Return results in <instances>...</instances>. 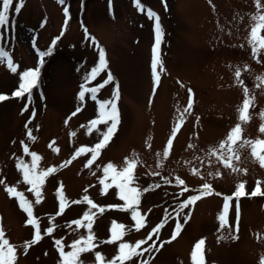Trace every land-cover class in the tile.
Returning <instances> with one entry per match:
<instances>
[{"label":"rangeland","instance_id":"obj_1","mask_svg":"<svg viewBox=\"0 0 264 264\" xmlns=\"http://www.w3.org/2000/svg\"><path fill=\"white\" fill-rule=\"evenodd\" d=\"M64 1L69 5L67 24L65 6L56 0H24V6L15 15L18 0H13L9 23L0 27V48L9 53L17 66V72L13 73L6 63H0V94L9 97L0 101V179L5 181L0 184V227L15 246V264H59L54 241L61 240L67 252L74 240L87 236L86 229L71 224L89 208L86 202L71 203L84 195L105 207V211L97 213L94 219L93 243L97 247L81 254L83 264H95V252L103 255L105 264L117 255L120 241L102 243L110 238L113 221L130 229L123 242L135 244L146 239L166 215L167 221L158 237L153 235L141 248L153 241L159 248L161 242L169 241L178 220L182 228L176 238L164 243L158 252L154 248L125 264H139L141 260H147L148 264H192L190 254L201 239L205 241V264H260L264 258V197L240 199L238 232L235 200L226 215L228 226L220 228L218 215L224 197L231 196L238 183L244 182L246 192L250 193L259 180L264 191V168L252 158L250 146L237 148L240 160L233 161L234 166L247 172H233L208 153L218 149L230 129L239 123L238 110L245 87L254 97L255 106L249 110L251 119L241 124L242 135L246 139L264 140V133L259 131L264 123L260 115L264 112V87H257L260 83L257 77L264 78V51L253 58L247 43L255 23L252 17L264 14V0H259L260 8L257 0H139L143 11L134 6L133 0H111V7L109 0ZM147 9L159 16L162 30L159 55L164 71L160 72L158 67L159 82L155 85L151 71L155 20L148 17ZM85 30L95 44L86 38ZM259 34L264 36V30ZM49 48L51 54L41 63L39 53ZM99 48L105 51L107 67L86 86L98 87L108 73L114 79L99 88L96 100L86 93L81 101L78 97L81 85L98 64ZM38 66V86L32 90L31 100L27 96L12 97L20 83L19 74ZM237 69L243 84L235 76ZM117 85L118 129L93 165L86 168L92 156L87 149L100 139L95 131L88 134V124L98 118V102L109 100ZM189 89L192 107L189 113H184ZM77 108L81 111L71 116ZM98 127L101 131L105 129L103 124ZM174 127L175 139L165 159L163 152ZM29 129L35 140L28 138ZM22 141L30 153L40 157L38 171L56 169L41 186L42 199L38 204L16 166L18 159L31 165L32 158L25 154ZM82 146L86 151L72 159ZM126 157L138 161L133 186L141 189L138 210L145 218V226L138 232L130 211L106 207L124 204L118 197V189L112 186L102 195L103 185L99 183L105 165L111 162L120 170L125 167ZM69 160L71 163L65 164ZM177 177L184 185L176 183ZM106 182L112 183L111 174ZM205 183L211 185L212 194L184 208L177 216L178 205L198 195ZM157 184L160 186L155 187ZM5 185L14 186L32 203L33 217L43 238L27 251L25 242L32 240L36 229L26 224V213L17 198L8 195ZM61 185L67 205L63 214L58 215L57 190ZM184 187L188 191L180 194ZM145 188L149 191L144 192ZM49 227L54 229L51 235L46 234ZM230 234L238 239H219Z\"/></svg>","mask_w":264,"mask_h":264},{"label":"snow or ice","instance_id":"obj_2","mask_svg":"<svg viewBox=\"0 0 264 264\" xmlns=\"http://www.w3.org/2000/svg\"><path fill=\"white\" fill-rule=\"evenodd\" d=\"M59 3L63 4L64 0H58ZM134 6L137 7L138 10H144L143 6L139 2V0H133ZM10 6H13V0H0V27L7 26L9 23V9ZM24 6V0H18V2L14 6L15 12H20L22 7ZM109 6L111 7V0H109ZM259 0H257V8H260ZM64 14L66 17L65 24H67L68 19V8H64ZM147 15L150 19L155 20L154 25V34L155 40L152 47V59H151V71L152 77L154 81V85L159 82V71L163 72V64L159 55V47L162 42V30L160 27L159 16L152 11L151 9H147ZM255 23L251 26V30L248 34L247 43L251 47V53L253 58H258L262 51H264V36H261L259 33L261 30H264V14H257L252 17ZM63 34V33H62ZM86 38L92 39L95 44L94 38L88 37L87 30H85ZM58 39V38H57ZM55 43V41L53 42ZM52 49L49 48L47 52H40L39 56L41 57V63H43V58L51 54ZM98 64L94 67L91 72H89L85 76V84L81 85V91L78 94V97L81 101L84 100L85 94L90 93L91 98L96 100V94L99 91V88L104 87L105 85L111 83L113 81V76L111 73H108L107 79L103 81L98 87H87V83L91 80H94L96 76L106 69L107 61L105 57V51L102 48L98 49ZM259 62V61H258ZM0 63H6L8 69L16 73L17 66L13 63L11 56L7 51L3 48H0ZM39 68L29 69L22 73H20V83L18 89L12 93V97L15 98H23L27 96L28 100H31L32 90L38 86V78H39ZM235 76L241 84L243 81L241 78V72L239 69L236 70ZM260 81L257 84V87H264V78L257 77ZM189 91V103L188 106L184 109V113H189L192 107V92L191 89ZM244 99L241 107L239 108V115L237 123L234 127L230 129L226 138L222 140L219 144V148L212 149L208 155L216 157L218 161H220L225 168L231 169L233 172L243 171L247 172V169H240L234 166L233 161H239L240 156L238 154L237 148H244L246 146H250L251 156L253 159L258 161L261 168H264V140L261 139H246L243 137L242 132L243 129L241 127L242 123H247L251 117L249 115L250 108L254 107V97L249 95L248 88L243 89ZM120 98L119 87L118 85L113 89L112 97L109 100L98 102V118L93 119L88 124V134H91L93 131L97 132L100 139L99 142L96 143L92 148L87 149L92 153L90 159L87 160L85 164L86 168H90L95 160L98 158L99 153L103 150L110 142L112 137L115 135L118 125L120 123L119 117V109L117 106V102ZM9 99L8 96L0 94V101H4ZM27 105H25V109ZM81 111L80 108H77L76 111L71 113V116H76L77 113ZM261 119L264 120V112L260 113ZM71 119V117H69ZM183 120V113L181 114V122ZM68 121L66 120L65 123ZM105 125V129L103 131L100 130L98 125ZM27 128V125L25 126ZM81 127H84L83 125ZM177 128L174 127L172 131V136L169 138L167 145L165 146L163 157L166 159L169 156L171 146L173 140L175 139ZM259 131L264 133V123H261ZM71 135H75V133H71ZM27 136L30 140H35L36 138L32 135L31 130L29 129L27 132ZM23 145V150L25 154L31 156V165L24 163L23 160L17 161V169L23 173V182L30 185L31 187L28 189L30 192L36 197L35 202L38 204L41 202V186L43 185L45 179L53 174L56 169L54 167H49L46 170H37V161L40 159L38 155L34 152L30 153L27 145H24V142H21ZM51 146V145H50ZM192 147V145H189ZM58 151V150H57ZM86 151L85 147H81L77 149L76 153H74L72 159H75L76 156L83 154ZM71 163V160L65 162V164ZM138 163L135 159L125 158V167L120 170H117L116 167L109 162L107 165L103 167L104 177L100 179L99 183L103 185L101 188V194L104 195L107 193V190L115 186L118 189V197L120 200L124 201L122 206H106V207H120L122 211H130L131 217L135 221L133 227L138 232L141 228L145 226L144 224V216H142L138 210V205L140 203V195L141 189L139 187L133 186L136 182V178L134 175V170L136 164ZM65 166V165H61ZM196 170H194L195 174ZM111 174L112 183L109 184L106 182V179ZM95 175V173H93ZM152 175H159V173H152ZM217 176L220 175L219 172L216 173ZM169 181L165 178V183ZM176 183L178 185H184V181L180 178H176ZM0 184H5V181L0 179ZM261 182L259 180L256 181V187L250 192H246L245 183L240 182L236 185L235 191L231 196L224 197V204L221 213L218 215V220L220 221V228H225L228 226L226 215L229 212L231 201H236V232L239 231V220H240V205L239 201L242 197L251 196V197H264V191L261 190L260 186ZM157 184L155 187H159ZM5 191L8 193L10 197H15L18 200L19 207L21 210L26 213L27 220L26 224L32 225L36 230L34 232L33 238L31 241L25 242V251L27 248L33 244L38 243L43 237L40 234L39 228L37 226V221L33 217V208L32 203L28 201L23 193H20L16 190L14 186L5 185ZM87 189H85V192ZM144 192L149 191L148 188L143 189ZM188 188L184 187L180 194L183 192H187ZM212 188L208 183L203 184L199 189L198 195H193L188 197L187 200L182 201L178 205L177 216H179L180 212L187 208L189 205L194 204L197 200L202 199L205 195H211ZM219 195V194H218ZM58 202H59V211L58 215H62L65 207L67 205V201L63 196V185H61L57 190ZM87 203L89 208L86 212H84L82 218L74 220L71 224H75L76 228H84L87 230V236H80L78 239L74 240L68 247L71 249L70 251L65 252L63 247V242L61 240H55L54 243L57 246V250L60 255L59 264H83V261L80 260V256L83 253L93 251L97 245L93 243L95 240V236L92 232V225L94 223V219L97 213H103L105 211V207H101L96 205L87 195H84L80 200L72 201L73 204ZM96 209V211H93ZM167 221V215L164 220L161 221L160 224L156 225L151 232L148 234L147 238L144 240L136 241L135 244H129L127 242H123L124 236L127 234V231L130 229H126V226L123 224H118L115 221L112 222V226L110 228V238L102 243H116L120 241L118 245V252L111 260L107 261L106 264H125V262L132 261L134 257H141L145 253L152 252L155 248V251H159L160 248L164 246V243H170L171 240H174L176 236L179 234L182 225L177 220L175 229L173 230L172 237L169 241H163L160 243V247H156V241H153L151 245L146 248H141L142 245L147 244L149 240H152L153 235L159 234L160 229L164 226ZM187 222V217H185V223ZM71 224L69 227H71ZM54 231L52 227L46 229V234L51 235ZM238 239L237 235L230 234L229 236H222L219 239ZM204 239L199 240L193 247V250L190 254L192 264H205L204 262ZM95 264H105V260L103 255L100 252H95ZM16 261V249L15 246L10 244L8 239L5 238L4 230L0 227V264H15ZM139 264H148L147 260L139 261ZM260 264H264V258H261Z\"/></svg>","mask_w":264,"mask_h":264},{"label":"trees","instance_id":"obj_3","mask_svg":"<svg viewBox=\"0 0 264 264\" xmlns=\"http://www.w3.org/2000/svg\"><path fill=\"white\" fill-rule=\"evenodd\" d=\"M13 12H14L13 14L15 15V14H16V12H15V11H13Z\"/></svg>","mask_w":264,"mask_h":264},{"label":"bare ground","instance_id":"obj_4","mask_svg":"<svg viewBox=\"0 0 264 264\" xmlns=\"http://www.w3.org/2000/svg\"><path fill=\"white\" fill-rule=\"evenodd\" d=\"M113 139V138H112ZM112 141V140H111ZM111 143V142H110Z\"/></svg>","mask_w":264,"mask_h":264}]
</instances>
